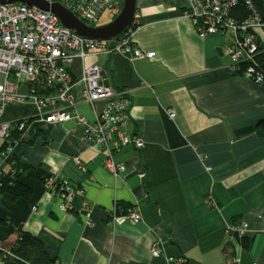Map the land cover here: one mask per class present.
Listing matches in <instances>:
<instances>
[{"label": "crops", "instance_id": "crops-1", "mask_svg": "<svg viewBox=\"0 0 264 264\" xmlns=\"http://www.w3.org/2000/svg\"><path fill=\"white\" fill-rule=\"evenodd\" d=\"M190 12L186 0H137L130 33L154 60L118 53L76 58L70 67L75 111L90 122L107 102L88 103L79 83L87 66H101L110 86L130 96L127 131L144 147L113 154L122 173L85 142L75 122L43 121L28 85L10 78L24 100L9 104L0 122L35 119L31 143L11 153L30 166L20 180L32 194H0V249L22 229L61 264H264V139L256 131L264 83L236 72L226 53L228 33L201 39ZM253 31L264 53V27ZM11 156L0 154V178ZM52 179L78 188L76 210L61 209L63 200L46 186ZM118 204L136 210L140 222L113 224ZM234 221L248 225V249L228 235ZM0 264L17 262L0 254Z\"/></svg>", "mask_w": 264, "mask_h": 264}, {"label": "built area", "instance_id": "built-area-1", "mask_svg": "<svg viewBox=\"0 0 264 264\" xmlns=\"http://www.w3.org/2000/svg\"><path fill=\"white\" fill-rule=\"evenodd\" d=\"M49 4H59L87 26L94 27L107 13L118 14L122 0H43ZM190 6V15L201 39L229 34L231 45L226 53L239 74L255 84H263L264 77L253 65L261 52V46L253 31L254 27L263 26L253 0H243L248 11L245 20L233 17L234 9L240 0H186ZM118 53H130L135 59L154 60L155 53L143 51L135 45L133 35L128 31L119 40L96 41L83 39L63 27L59 19L51 12L42 11L22 3H0V115L11 103L22 102L24 97L18 94V86L10 81L14 77L24 82L29 88V98L36 105L40 116L48 124L61 125L73 121L82 130L86 143L94 146L104 155L110 167L119 174L125 166H114L112 156L127 146L137 150L144 147L141 139L127 131L131 112V99L127 91L117 90L107 85V77L97 64L85 68L79 83L85 85L84 94L90 105L106 101L105 110L95 121L90 122L75 111V84L70 73L73 61L86 60L91 56L109 57ZM49 94L45 92L49 91ZM45 91V92H44ZM42 92V93H40ZM68 109H71L69 112ZM171 113L170 117L174 118ZM11 125L0 122V139L8 137ZM26 128V122L19 124V130ZM12 148L5 159L11 156ZM55 180L46 182L47 188L54 193ZM64 182L67 195L63 200L62 210H68L76 192L69 181ZM85 219L89 222L91 214L85 210ZM113 224L129 221L139 223L140 215L134 209L127 214L112 217ZM248 225H229L228 235L244 236ZM153 256H158L153 251ZM237 259H231V264Z\"/></svg>", "mask_w": 264, "mask_h": 264}, {"label": "trees", "instance_id": "trees-1", "mask_svg": "<svg viewBox=\"0 0 264 264\" xmlns=\"http://www.w3.org/2000/svg\"><path fill=\"white\" fill-rule=\"evenodd\" d=\"M256 11L264 20V0H253ZM117 15V14H116ZM113 19L115 18V16ZM233 17L238 20H245L248 17V11L245 7V3L243 0H240L239 5L233 11ZM255 69L259 71L264 77V53H260L253 63ZM245 66L240 67L239 74H242ZM45 92V91H44ZM42 93V92H40ZM50 90L45 92V94H49ZM35 119H27L24 120L26 122V128L23 130H19V124L22 121H18L11 125L10 132L7 138L4 139L3 146L0 149V154L7 156V151L9 149H13L14 146L18 143H31L29 139L28 131L30 125ZM257 135L262 140L264 139V119L261 120L256 127ZM9 169L7 172L2 173L0 178V194H8L13 199L19 198H28L32 194V189L21 182L22 175L30 169L26 163L21 161L20 159L11 156V159L8 161ZM71 184V183H70ZM72 189L76 192H79L75 186L71 184ZM55 190L54 192L59 196L67 195V192L64 188L63 180L56 179L55 180ZM78 191V192H77ZM77 195H74L72 205L68 210H76L75 199ZM127 213V207H124L120 204L117 205V213L118 215H124ZM233 226L240 225L237 224L236 221L232 222ZM237 237L244 249H248L249 241L246 237L234 235ZM0 254L4 259H13L17 262V264H61L56 259L51 258L45 250V246L43 242L36 236L24 232L22 229H18L16 231V239L6 245L1 246ZM8 253V254H7Z\"/></svg>", "mask_w": 264, "mask_h": 264}, {"label": "water", "instance_id": "water-1", "mask_svg": "<svg viewBox=\"0 0 264 264\" xmlns=\"http://www.w3.org/2000/svg\"><path fill=\"white\" fill-rule=\"evenodd\" d=\"M17 2L36 7L45 12H51L66 29L83 39L96 41L119 40L130 31L137 11V0H122L118 14L110 23L91 27L78 20L72 13L56 3L49 4L43 0H0L1 4ZM103 74L105 73L103 72ZM107 85H109V82H107Z\"/></svg>", "mask_w": 264, "mask_h": 264}, {"label": "rangeland", "instance_id": "rangeland-1", "mask_svg": "<svg viewBox=\"0 0 264 264\" xmlns=\"http://www.w3.org/2000/svg\"><path fill=\"white\" fill-rule=\"evenodd\" d=\"M112 17H113V15L111 14V12L105 13L101 17L100 21L95 26H102V25L110 23L113 20Z\"/></svg>", "mask_w": 264, "mask_h": 264}]
</instances>
